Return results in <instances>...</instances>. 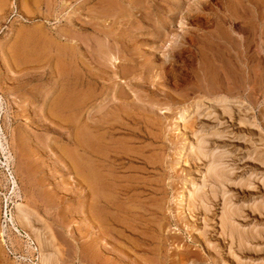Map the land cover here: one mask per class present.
<instances>
[{"label":"rangeland","instance_id":"374dc122","mask_svg":"<svg viewBox=\"0 0 264 264\" xmlns=\"http://www.w3.org/2000/svg\"><path fill=\"white\" fill-rule=\"evenodd\" d=\"M0 143V264H264V0H0Z\"/></svg>","mask_w":264,"mask_h":264},{"label":"bare ground","instance_id":"6f19581e","mask_svg":"<svg viewBox=\"0 0 264 264\" xmlns=\"http://www.w3.org/2000/svg\"><path fill=\"white\" fill-rule=\"evenodd\" d=\"M77 145H79V147L84 146V148L81 147L83 149V153L88 155L87 164H84V163L82 164L78 162V164L75 166V169L78 171V173L77 171L76 173L80 181V184L84 185L88 190L87 197L90 201L91 216L93 219H95L98 222H106L110 220L108 219L107 210H111V208H114L113 201L115 197H113L114 190L109 185L107 176L102 173L103 166L98 167L100 165L98 166L96 165V164L103 163V160L101 159L100 154L97 151H95V144L94 142H92L89 136H87L86 138H83V140L78 139ZM197 151L199 152L198 154L200 155L205 154L206 150H205L203 143H201V145L199 144V147L197 146ZM218 163L214 161V159H212V163L210 167L208 166L209 171H210L208 173L212 175L211 177H213L216 183H219L220 185L223 186V183L226 182L225 173L221 169L222 167L221 168L219 167L220 163L219 164ZM8 181L12 183L13 186H15V182L13 181V178L10 177ZM119 194H120V191H119ZM187 198L189 197L187 196ZM31 217L32 216L30 215V212L28 210L26 209L24 210L20 208L19 206L14 207V213H13L12 219L15 220L17 225L22 230H25L26 234L28 235L27 237H30L29 239H31V241L36 242L37 244L36 246H37V251H39V256H38L36 264H59L57 256H56L57 255L56 248L54 250V247H55L54 246V236L52 234L48 236L38 234V232L33 227ZM224 222L228 224V219L225 218ZM92 256L93 258H96V255L94 253Z\"/></svg>","mask_w":264,"mask_h":264}]
</instances>
